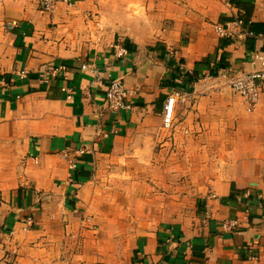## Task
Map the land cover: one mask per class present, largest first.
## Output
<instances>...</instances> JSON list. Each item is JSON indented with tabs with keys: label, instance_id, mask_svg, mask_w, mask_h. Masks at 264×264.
Masks as SVG:
<instances>
[{
	"label": "crops",
	"instance_id": "crops-1",
	"mask_svg": "<svg viewBox=\"0 0 264 264\" xmlns=\"http://www.w3.org/2000/svg\"><path fill=\"white\" fill-rule=\"evenodd\" d=\"M40 1H0V264H264V87L251 112L227 88L264 52V0ZM233 16L260 34L218 38Z\"/></svg>",
	"mask_w": 264,
	"mask_h": 264
},
{
	"label": "built area",
	"instance_id": "built-area-1",
	"mask_svg": "<svg viewBox=\"0 0 264 264\" xmlns=\"http://www.w3.org/2000/svg\"><path fill=\"white\" fill-rule=\"evenodd\" d=\"M2 1V0H0ZM60 1L66 2L67 0H41L40 8L44 13H52L57 3ZM213 30L218 38H226L230 40L245 41L255 39L256 35L246 28L244 22L239 17L233 16L229 18V21L224 24H216L213 26ZM251 66L254 71L251 73L243 74L241 77L233 80L227 86L230 95L233 98L241 99L247 112H251L264 87V52H256L253 55ZM89 66L84 65L82 69L85 70ZM94 79L100 81V78L95 75ZM67 99L69 100L73 95L72 91H68ZM140 95L139 87L131 84L125 80H113L105 93V103L110 112L118 111H132L134 109V102ZM188 95L181 91H173L166 99L163 105V118L162 126L165 130H171L174 127V118L176 114V108L178 104H184L187 101ZM76 165L70 163V170L74 171ZM212 198H216L212 196ZM26 222L31 223L30 219H26ZM85 226L92 229L96 228V225L92 223L91 218H86L82 221ZM225 232H232L237 229V221L229 220L224 223ZM12 234V233H11Z\"/></svg>",
	"mask_w": 264,
	"mask_h": 264
},
{
	"label": "bare ground",
	"instance_id": "bare-ground-1",
	"mask_svg": "<svg viewBox=\"0 0 264 264\" xmlns=\"http://www.w3.org/2000/svg\"><path fill=\"white\" fill-rule=\"evenodd\" d=\"M218 84L219 80H210L209 82L203 83L199 86H197V89H199V91H204L206 88H209L211 85L213 84Z\"/></svg>",
	"mask_w": 264,
	"mask_h": 264
},
{
	"label": "rangeland",
	"instance_id": "rangeland-1",
	"mask_svg": "<svg viewBox=\"0 0 264 264\" xmlns=\"http://www.w3.org/2000/svg\"><path fill=\"white\" fill-rule=\"evenodd\" d=\"M130 8H135L136 10L139 9L137 5H131ZM137 14H138V11H136V14H135V15H137ZM197 82H198V81H196V83H197ZM197 84H199V83H197ZM231 98H233V97L231 96ZM233 99H235V98H233ZM161 123H162V122H161ZM161 126H162V124H161ZM161 128H162V129H161L162 132L164 131V132L166 133V131H168V130L163 129V126H162ZM161 131H160V132H161ZM164 132H163V133H164ZM163 133H162V134H163ZM155 157H156V156H154V160H155ZM157 162H159V160H157Z\"/></svg>",
	"mask_w": 264,
	"mask_h": 264
},
{
	"label": "trees",
	"instance_id": "trees-1",
	"mask_svg": "<svg viewBox=\"0 0 264 264\" xmlns=\"http://www.w3.org/2000/svg\"><path fill=\"white\" fill-rule=\"evenodd\" d=\"M257 28H258V27L250 26V31H252L255 35H256V33L260 34V33L257 31ZM260 28H262V27H260ZM262 29H263V28H262ZM220 66H221V65H220ZM222 67H224V66H222Z\"/></svg>",
	"mask_w": 264,
	"mask_h": 264
}]
</instances>
